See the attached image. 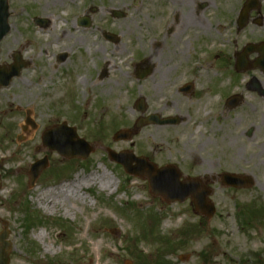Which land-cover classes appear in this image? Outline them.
Instances as JSON below:
<instances>
[{
  "label": "rangeland",
  "instance_id": "rangeland-1",
  "mask_svg": "<svg viewBox=\"0 0 264 264\" xmlns=\"http://www.w3.org/2000/svg\"><path fill=\"white\" fill-rule=\"evenodd\" d=\"M152 1L156 6L161 2ZM245 1L222 0L229 38L239 43L264 39V0L250 16H262V28L250 25L237 34ZM149 2L9 0L11 30L1 43L0 66L12 64L16 52L30 64L20 78L0 89V232L5 227L11 232V264H156L158 256L167 264H264V186L238 190L214 183L210 150L201 146L207 137L148 126L129 141L113 140L117 131L132 128L141 116L135 110L139 97L147 101V115H162L164 99L127 75L133 71L129 52L111 54L110 49L97 48L101 41L94 45L96 30L112 26L109 9L127 13L128 18L112 29L137 28L122 40L134 44L130 57L138 63V55L144 54V9ZM93 5L100 11L93 17L94 29L85 33L75 19ZM35 17L52 23L40 29ZM60 53L68 54L69 61L58 64ZM109 57L121 68L115 77L120 85L108 81L97 87L85 85L92 79L87 74ZM28 112L34 127L25 122ZM63 122L92 145L86 161H67L43 146V132ZM28 129L30 135L25 136ZM107 149L132 152L158 167L173 164L185 177L203 179L212 190L215 216L208 220L197 215L190 200L168 204L153 197L147 179L128 176L110 160ZM44 157L49 167L31 189V165ZM107 170L117 178L112 188L86 183L90 175ZM28 210L37 216L30 227Z\"/></svg>",
  "mask_w": 264,
  "mask_h": 264
},
{
  "label": "flooded vegetation",
  "instance_id": "flooded-vegetation-1",
  "mask_svg": "<svg viewBox=\"0 0 264 264\" xmlns=\"http://www.w3.org/2000/svg\"><path fill=\"white\" fill-rule=\"evenodd\" d=\"M160 1L156 6L150 0L145 6L144 54L138 55V63L130 57L134 44L122 40L137 28L112 29L117 21L128 18L120 9H109L112 26L97 28L94 45L101 41L97 48L103 46L105 51L112 50L111 54L129 52L127 61L132 60L133 71L127 75L164 99V113L148 116L159 115L157 119L165 124L150 126L179 129L182 135L193 138L207 137L201 146L210 150L214 183L222 185L224 174H238L264 186V39L248 38L240 43L230 40L222 0ZM99 11L98 6L88 7L85 14L76 17V26L89 33ZM114 11L121 12L119 19L114 18ZM252 13L246 27L239 30L236 23L237 34L250 25L262 28L263 24L257 22L262 23L263 17L251 19ZM90 14L92 24L86 28L80 20ZM68 59V54L60 53L56 62L66 63ZM115 66L113 57L97 63L96 70L87 74L91 81L87 79L88 84H84L97 87L108 81L120 85L115 77L121 68Z\"/></svg>",
  "mask_w": 264,
  "mask_h": 264
},
{
  "label": "water",
  "instance_id": "water-1",
  "mask_svg": "<svg viewBox=\"0 0 264 264\" xmlns=\"http://www.w3.org/2000/svg\"><path fill=\"white\" fill-rule=\"evenodd\" d=\"M258 4L254 0H250L242 12L240 19V26L247 23V14ZM8 0H0V42L8 34L10 27L8 25L9 18ZM115 17H121L118 13H114ZM36 24L44 27L48 24L47 20L36 19ZM89 23H85V26ZM264 53V50H263ZM65 58L64 56L62 57ZM26 66L22 62L19 55L15 56L14 64L7 69V67L0 68V87H7L14 77L19 76L21 70ZM137 109L142 113L146 112L145 100H141L137 104ZM155 121V118L148 120L140 119L137 127L141 128L150 122ZM165 124V122H159ZM54 130H62L61 132H68L69 134L52 135ZM54 130H48L43 135V144L49 148L50 151L58 152L66 159H81L86 160L93 151V148L84 139L78 137L76 130L67 128L66 125L58 127ZM131 133L129 131H121L116 134L114 140H129ZM110 158L121 164L126 173L139 178H148L149 186L152 195L161 197L168 203L185 202L188 198L192 199L195 205L196 212L202 216L211 219L215 214V207L210 202L209 196L211 191L202 185L199 179H186L180 181L181 174L174 167H166L158 169L154 164L148 163L146 159H136L131 154L118 155L109 151ZM136 162L137 166L132 167V162ZM48 167V160L45 158L32 166L30 171V186L35 185L36 180L43 170ZM224 183L235 188H248L252 184L245 182V179L236 176H224ZM10 231L5 228L0 234V264H10L11 243L8 241Z\"/></svg>",
  "mask_w": 264,
  "mask_h": 264
},
{
  "label": "bare ground",
  "instance_id": "bare-ground-1",
  "mask_svg": "<svg viewBox=\"0 0 264 264\" xmlns=\"http://www.w3.org/2000/svg\"><path fill=\"white\" fill-rule=\"evenodd\" d=\"M79 82H81V80L79 79ZM30 135V130L28 129L25 132V136H29ZM78 178V177H77ZM116 177L113 175V173H108V170L104 173V174H92L89 177L86 178V183L89 185H96L99 184L101 185L104 189H110L112 188L115 184H116ZM75 184H79V181L72 183L71 187H75ZM62 192H66L68 194V191H63ZM41 239L42 236H40ZM98 264H101L100 261L98 262Z\"/></svg>",
  "mask_w": 264,
  "mask_h": 264
},
{
  "label": "trees",
  "instance_id": "trees-1",
  "mask_svg": "<svg viewBox=\"0 0 264 264\" xmlns=\"http://www.w3.org/2000/svg\"><path fill=\"white\" fill-rule=\"evenodd\" d=\"M27 212H28V214H27L26 221H27L28 224H29L30 222L34 221L35 219H37V216H36L35 214H32V213L30 212V210H28ZM156 264H166V263L164 262V258L159 257V258L156 260Z\"/></svg>",
  "mask_w": 264,
  "mask_h": 264
}]
</instances>
